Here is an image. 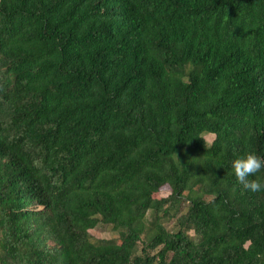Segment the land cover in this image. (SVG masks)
<instances>
[{
    "label": "trees",
    "instance_id": "trees-1",
    "mask_svg": "<svg viewBox=\"0 0 264 264\" xmlns=\"http://www.w3.org/2000/svg\"><path fill=\"white\" fill-rule=\"evenodd\" d=\"M247 152L264 0H0V264H264Z\"/></svg>",
    "mask_w": 264,
    "mask_h": 264
},
{
    "label": "clouds",
    "instance_id": "clouds-1",
    "mask_svg": "<svg viewBox=\"0 0 264 264\" xmlns=\"http://www.w3.org/2000/svg\"><path fill=\"white\" fill-rule=\"evenodd\" d=\"M232 167L238 181L245 189L252 191L264 190V181L258 176L249 179L251 174L258 173L260 169H264V156L256 152H247L235 158L232 161Z\"/></svg>",
    "mask_w": 264,
    "mask_h": 264
},
{
    "label": "rangeland",
    "instance_id": "rangeland-1",
    "mask_svg": "<svg viewBox=\"0 0 264 264\" xmlns=\"http://www.w3.org/2000/svg\"><path fill=\"white\" fill-rule=\"evenodd\" d=\"M213 134H205L204 139L207 141V143H210L212 140ZM169 190L165 187L160 188L158 191L157 195L160 197L167 196L169 194ZM165 225L168 228H174L175 227V222L174 219L172 220H165L164 221ZM90 234L94 239H99V238H116L117 234L113 232L108 225H103V224H98L94 228L90 229ZM193 234L191 233V236ZM194 237V236H193Z\"/></svg>",
    "mask_w": 264,
    "mask_h": 264
}]
</instances>
